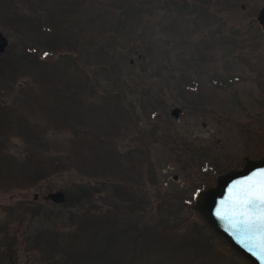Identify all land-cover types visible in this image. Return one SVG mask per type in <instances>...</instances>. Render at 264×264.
I'll list each match as a JSON object with an SVG mask.
<instances>
[{
    "label": "rangeland",
    "instance_id": "rangeland-1",
    "mask_svg": "<svg viewBox=\"0 0 264 264\" xmlns=\"http://www.w3.org/2000/svg\"><path fill=\"white\" fill-rule=\"evenodd\" d=\"M236 1L0 0V66L12 65L0 67V106L16 118L0 133V264H248L182 200L210 182L196 154L222 170L253 152L254 135L264 149V32L250 28L264 0ZM222 9L230 23L208 29L207 11ZM47 50V65L35 62ZM192 81L200 92H185ZM65 112L67 127L49 128V114ZM115 135L117 148L103 142ZM32 152L59 157L67 172L25 187ZM145 153L143 183L133 169ZM114 180L131 186L114 198ZM60 190L68 204L46 200ZM133 197L140 205L111 220L116 236L100 214Z\"/></svg>",
    "mask_w": 264,
    "mask_h": 264
},
{
    "label": "water",
    "instance_id": "water-1",
    "mask_svg": "<svg viewBox=\"0 0 264 264\" xmlns=\"http://www.w3.org/2000/svg\"><path fill=\"white\" fill-rule=\"evenodd\" d=\"M259 19L264 25V10ZM7 46L8 39L0 33V53L5 52ZM179 113L178 109L173 112L175 116ZM261 172H264V155L257 160L247 158L244 166L237 165L230 172L217 176L216 185L201 191L195 202V209L208 225L250 264H264V228L250 230L238 222L230 199L235 193L230 190ZM49 198L57 203L65 201L62 192L50 194Z\"/></svg>",
    "mask_w": 264,
    "mask_h": 264
},
{
    "label": "trees",
    "instance_id": "trees-1",
    "mask_svg": "<svg viewBox=\"0 0 264 264\" xmlns=\"http://www.w3.org/2000/svg\"><path fill=\"white\" fill-rule=\"evenodd\" d=\"M44 35H46L45 37L49 40H51L50 37L54 38L53 31H51L49 33H45ZM42 52H43V54H41V56L39 58L34 57V58H36L34 60H35V62H37V60H40L42 63L47 65L46 63H48L50 60V59H48L49 58L48 57L49 50H47V52L46 51H42ZM8 66L9 67L11 66V68H12V65L5 64V63H3L2 67L1 66L0 67L2 70H4V69H9ZM2 70H0V71L2 73H4ZM6 73L10 74L9 72H6ZM88 82L89 81L87 80L86 84ZM41 107L45 110V112L47 111V108H45L43 106H41ZM4 110L5 109L0 106V121H2V122H0V133L1 134L6 132V130H7L6 133H10V131H9L10 130V124H8V122L10 121V123H11L12 121H14L16 119L15 116H13V115H11V117L6 115L4 113ZM65 117H66V120H65ZM65 117L63 119L59 120L58 117L56 116V114H54V115L49 114V118H50L49 128L57 130L60 128L67 127V114H66V112H65ZM24 123H28V121H24ZM3 129H6V130H4V132H3ZM6 133H4V136ZM37 155H38L37 153L32 152L30 161L24 167L23 173L21 174L22 176H21L20 183H22V185H24L25 187L36 186L39 183H41L43 180H48V178H50V177L57 176V175H60L62 173L67 172L66 171L67 170L66 164L65 163L61 164L58 161L60 159L59 157H54L53 160H51V159H47L45 157H38L40 155H38V156ZM116 166H117V164H116ZM49 168H51L53 170H50ZM99 170H100V168H99ZM151 171H152V169H151L150 165H149V172L147 171L145 166L140 165L138 167H134V169H133L134 174L133 175L135 177H137L138 180L140 179L144 183L142 178H145V174L151 176V178H152ZM4 184H5V182L1 180L0 181V187H2L3 189H6L7 186H5ZM130 186L131 185H128V184L123 185L120 181L117 182L114 180V181H112V186H110V188H112V192L115 195L114 196V198H115V197L121 196V193H123L124 191H127V189ZM133 186L135 188V190H134L135 194H136V192L146 193L145 190H143V187L141 188L137 184H134ZM19 187H21V186H19ZM135 201L136 200H134V197H133L129 201H119V202H121V203L130 202L131 206L133 205V207L137 208V204L140 205V202H135Z\"/></svg>",
    "mask_w": 264,
    "mask_h": 264
},
{
    "label": "snow or ice",
    "instance_id": "snow-or-ice-1",
    "mask_svg": "<svg viewBox=\"0 0 264 264\" xmlns=\"http://www.w3.org/2000/svg\"><path fill=\"white\" fill-rule=\"evenodd\" d=\"M230 196L238 222L247 229L264 228V172L234 185Z\"/></svg>",
    "mask_w": 264,
    "mask_h": 264
},
{
    "label": "flooded vegetation",
    "instance_id": "flooded-vegetation-1",
    "mask_svg": "<svg viewBox=\"0 0 264 264\" xmlns=\"http://www.w3.org/2000/svg\"><path fill=\"white\" fill-rule=\"evenodd\" d=\"M219 4H224V6H226L229 2H234L236 3L237 1L236 0H218ZM231 6V4H230ZM211 8L212 6L210 4H208L207 6V9L208 8ZM242 9L245 11L246 10V5H242ZM264 9V6L259 10L258 14L256 15L255 19L254 20H251L250 23V28L255 30V29H259V27L261 28V31L264 32V29L262 28V26L260 25V23L258 22V15H260L261 11ZM207 13L209 14V21H208V29H212V25H214V23L216 25H218L219 27H224L225 26V23L224 21L226 22V25L229 24V11L226 10V9H222L221 11H219V16H215V11H207ZM254 14V12L252 11L250 13V15L246 16L248 17L249 19L252 18V15ZM214 33V31H212ZM236 77V76H235ZM237 79H240L241 78H238L236 77ZM257 132V131H256ZM256 134V133H255ZM255 136V139H254V143L251 145V148L253 149V152H248L246 151L243 159L246 157V156H250V157H253V158H257L259 157L262 153H263V149L260 147V144H259V140L257 138V135H254ZM231 165H226L224 167L223 170H227ZM222 170V171H223Z\"/></svg>",
    "mask_w": 264,
    "mask_h": 264
}]
</instances>
